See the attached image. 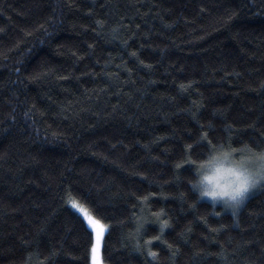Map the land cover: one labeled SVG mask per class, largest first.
<instances>
[{
    "label": "trees",
    "instance_id": "16d2710c",
    "mask_svg": "<svg viewBox=\"0 0 264 264\" xmlns=\"http://www.w3.org/2000/svg\"><path fill=\"white\" fill-rule=\"evenodd\" d=\"M217 143L264 146V0H0V264H90L78 208L104 264H264V188L194 203Z\"/></svg>",
    "mask_w": 264,
    "mask_h": 264
},
{
    "label": "clouds",
    "instance_id": "9594fccd",
    "mask_svg": "<svg viewBox=\"0 0 264 264\" xmlns=\"http://www.w3.org/2000/svg\"><path fill=\"white\" fill-rule=\"evenodd\" d=\"M187 179L194 203L236 220L249 194L264 188V146L217 143L195 161Z\"/></svg>",
    "mask_w": 264,
    "mask_h": 264
},
{
    "label": "snow or ice",
    "instance_id": "6c2138e0",
    "mask_svg": "<svg viewBox=\"0 0 264 264\" xmlns=\"http://www.w3.org/2000/svg\"><path fill=\"white\" fill-rule=\"evenodd\" d=\"M177 168H179V165H177ZM145 200L148 199L147 197L144 198ZM76 204H73V207H76ZM154 215L159 216V213H154ZM216 216H219V213H215ZM88 223L91 227V229L95 232L96 236V243L92 245V264H101V258L99 255V248L101 243V238L104 236L109 229L108 225L102 224L99 220H93L90 216L88 217ZM146 221L143 218L138 217L137 218V224H136V235H140L141 231L145 228ZM168 227V221L164 220L160 222V231L163 232L164 229ZM215 231V229L213 230ZM153 239H159V237H154ZM147 243H151V241H146ZM171 247V246H169ZM136 251H140L139 244L136 246ZM148 256L155 259L157 257V253L154 251H149L147 253ZM175 255V253H173Z\"/></svg>",
    "mask_w": 264,
    "mask_h": 264
},
{
    "label": "rangeland",
    "instance_id": "374dc122",
    "mask_svg": "<svg viewBox=\"0 0 264 264\" xmlns=\"http://www.w3.org/2000/svg\"><path fill=\"white\" fill-rule=\"evenodd\" d=\"M259 189L254 190L249 195L253 194L254 192H256ZM78 210H79L80 215L84 219L86 225L92 231V235H93V243H92V245H93L94 243H96V236H95V232L91 229V227H90V225L88 223V217H89V215H88V213L83 208H78ZM101 241H102V238H101ZM99 255H100V258H101V243H100V248H99ZM90 264H92V247H91V251H90ZM101 264H104L103 261H102V259H101Z\"/></svg>",
    "mask_w": 264,
    "mask_h": 264
}]
</instances>
